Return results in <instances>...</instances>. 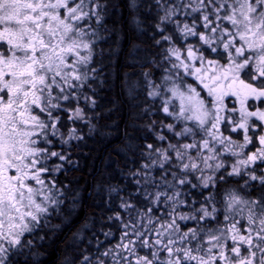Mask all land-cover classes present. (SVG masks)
Segmentation results:
<instances>
[{"label": "snow or ice", "instance_id": "obj_1", "mask_svg": "<svg viewBox=\"0 0 264 264\" xmlns=\"http://www.w3.org/2000/svg\"><path fill=\"white\" fill-rule=\"evenodd\" d=\"M58 243L56 264H264V0H0V264Z\"/></svg>", "mask_w": 264, "mask_h": 264}, {"label": "trees", "instance_id": "obj_2", "mask_svg": "<svg viewBox=\"0 0 264 264\" xmlns=\"http://www.w3.org/2000/svg\"><path fill=\"white\" fill-rule=\"evenodd\" d=\"M118 89L114 86L113 87V94ZM113 98L115 96L113 95ZM113 137H115V134H111ZM121 144L118 140V138L115 139H103L102 141H96L93 140L89 148L91 149V158L86 160L85 164V170L83 173V179L87 182L89 180V177L92 175L93 170H102L108 163V156L110 153L113 152L114 149L120 148ZM82 163H84L82 161ZM77 176H80L79 173H77ZM63 247L61 244H57L56 250L53 252V257L51 260V264H56L55 256L60 251V249Z\"/></svg>", "mask_w": 264, "mask_h": 264}]
</instances>
